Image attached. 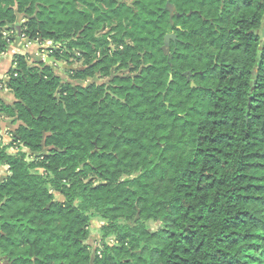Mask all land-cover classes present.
<instances>
[{
  "label": "trees",
  "instance_id": "obj_1",
  "mask_svg": "<svg viewBox=\"0 0 264 264\" xmlns=\"http://www.w3.org/2000/svg\"><path fill=\"white\" fill-rule=\"evenodd\" d=\"M20 15L109 82L15 57L0 264H264V0H0V54Z\"/></svg>",
  "mask_w": 264,
  "mask_h": 264
},
{
  "label": "crops",
  "instance_id": "obj_2",
  "mask_svg": "<svg viewBox=\"0 0 264 264\" xmlns=\"http://www.w3.org/2000/svg\"><path fill=\"white\" fill-rule=\"evenodd\" d=\"M25 23L22 15L19 16L17 23L12 26V29L7 31L9 35L15 38V41L7 48V50L0 54V104L13 106L15 98L12 92L5 86L9 80V72L14 67V59L17 55H25L29 58L31 65L45 62L53 67L54 64L47 63L50 56H47L44 48L48 45L47 41H31L21 36V25ZM49 43V42H48ZM54 70V67H53ZM55 72V70H54ZM55 74L59 76L56 72ZM60 77V76H59ZM20 125V122L15 121L0 113V143L10 146L13 132ZM15 147H9V150H14ZM11 154H14L8 151ZM9 176V168L7 166H0V181L5 180Z\"/></svg>",
  "mask_w": 264,
  "mask_h": 264
},
{
  "label": "rangeland",
  "instance_id": "obj_3",
  "mask_svg": "<svg viewBox=\"0 0 264 264\" xmlns=\"http://www.w3.org/2000/svg\"><path fill=\"white\" fill-rule=\"evenodd\" d=\"M24 39V38H23ZM49 42V41H48ZM47 42V46L44 48V51L46 52L47 56H51V52H54L57 48L53 45L52 42ZM63 64H67L64 62H61ZM68 65V64H67ZM74 67L78 68L81 67V63L80 62H75ZM55 72L61 77L62 81L64 83L68 82L71 83L73 85H77V84H81L84 86H87L93 82H96L98 84H108L109 79H93V80H88L87 82H79V81H73L70 78V74L67 72L68 70H65L63 68H60L56 65H53ZM14 150H9L12 153H17L18 149L17 147L13 148ZM26 152H28L27 150H25ZM29 155V154H28ZM29 161H32L35 159V156L29 155L28 156ZM103 226V222L101 220H99L98 218H92L91 221V227H90V237L89 239L86 241V244L89 246L91 252H92V257L94 258L96 256V254L99 253V251L102 249V243H101V228ZM148 228L151 231H156L159 227V225L157 223L154 222H149L147 224ZM113 241L110 240L109 243H112Z\"/></svg>",
  "mask_w": 264,
  "mask_h": 264
},
{
  "label": "water",
  "instance_id": "obj_4",
  "mask_svg": "<svg viewBox=\"0 0 264 264\" xmlns=\"http://www.w3.org/2000/svg\"><path fill=\"white\" fill-rule=\"evenodd\" d=\"M167 9H168L172 14H173L174 11H175L174 6L171 5L170 3L167 4ZM175 39H176V37H175V35H173V34H170V35H168V36L166 37V40H165V47H164V51H165L166 54L169 53V49H168V47H169L170 41H171V40H175ZM47 63H52V64H54V65H56V66H58V67H60V68H63V69H65V70H68V71H79V70H80V68H76V67H74L73 65H67V64H63V63H61V62H58V61H57L55 58H53V57H50V58L47 60ZM190 75H191V73H189V77H190ZM192 86H194V83H192Z\"/></svg>",
  "mask_w": 264,
  "mask_h": 264
},
{
  "label": "built area",
  "instance_id": "obj_5",
  "mask_svg": "<svg viewBox=\"0 0 264 264\" xmlns=\"http://www.w3.org/2000/svg\"><path fill=\"white\" fill-rule=\"evenodd\" d=\"M6 35V34H5ZM23 38H25L23 35H21ZM52 53V52H51Z\"/></svg>",
  "mask_w": 264,
  "mask_h": 264
}]
</instances>
